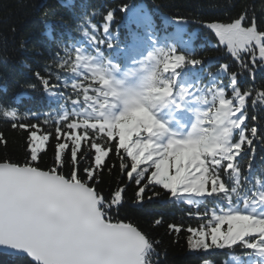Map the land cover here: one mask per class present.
Returning a JSON list of instances; mask_svg holds the SVG:
<instances>
[{"label":"snow or ice","instance_id":"snow-or-ice-1","mask_svg":"<svg viewBox=\"0 0 264 264\" xmlns=\"http://www.w3.org/2000/svg\"><path fill=\"white\" fill-rule=\"evenodd\" d=\"M117 11L138 29L123 44L111 30ZM205 26L232 61L207 84L185 29L161 37L146 11L127 4L82 13L83 43L55 41L51 62L24 87L58 108L22 114L0 104V120L24 140L23 154L10 155L0 131V250L24 264H162V241L119 217L134 185L132 206L161 190L189 206L214 204L195 213L198 227L167 224L177 238L187 233L200 264L224 249L240 250L224 264H264V169L254 172L264 129L249 113L264 106V84L244 80L264 70V24L244 7ZM105 173H115L109 191Z\"/></svg>","mask_w":264,"mask_h":264},{"label":"trees","instance_id":"trees-1","mask_svg":"<svg viewBox=\"0 0 264 264\" xmlns=\"http://www.w3.org/2000/svg\"><path fill=\"white\" fill-rule=\"evenodd\" d=\"M123 4L146 11L161 37L174 31L176 27H183L192 39L193 48L204 60V65L198 70L203 84L209 83L207 73H216L221 63L232 62L226 50L217 46L214 34L205 26L206 22L228 21L247 7L249 13L254 12L258 22L264 24V0H0V104L16 107L22 114L26 111L43 113L58 108V104L49 101L42 92L28 90L24 85L35 82L33 72L42 71L51 62V55L56 51L55 41L84 42V38L76 31L82 13L93 9L103 13L108 9H118ZM173 18H182L185 22L177 24ZM96 20H100V15L96 16ZM111 30L121 44L130 39L132 31H138L128 17L119 11L115 14ZM244 80L259 87L264 84V70L257 68L254 77L245 76ZM224 82L227 83V78ZM249 113L257 115L261 128L264 129V106L259 103L255 109L249 106ZM0 131L8 137V154L21 156L24 151L22 134L11 130L2 120ZM255 147L254 172L259 175L261 169H264V145L257 142ZM2 152L3 149L0 148V153ZM51 157L50 148L45 157L49 164ZM114 159L111 157L109 163ZM241 167L246 168V162H242ZM104 181L102 187L105 191L115 188V173L111 179L105 173ZM249 184H254L252 177H249ZM134 190V185L127 190L128 203L119 217L162 241L158 248L162 264H200L198 254L191 252L187 246V233H181L177 238L168 233L167 224L176 222L198 227L202 221L195 213H203L214 204H201L199 208L189 206L170 200L161 190L158 198L146 201L142 207L132 206ZM189 213L193 215L190 216ZM161 217L165 223L153 229V221ZM232 254L238 255L240 250L237 249L235 253L228 249L218 250L207 258L214 261V264H224ZM0 264L24 262L20 257L2 254Z\"/></svg>","mask_w":264,"mask_h":264},{"label":"water","instance_id":"water-1","mask_svg":"<svg viewBox=\"0 0 264 264\" xmlns=\"http://www.w3.org/2000/svg\"><path fill=\"white\" fill-rule=\"evenodd\" d=\"M2 254H5V255H9V256H13L14 254L8 252V251H3V250H0V255ZM15 256V255H14Z\"/></svg>","mask_w":264,"mask_h":264},{"label":"rangeland","instance_id":"rangeland-1","mask_svg":"<svg viewBox=\"0 0 264 264\" xmlns=\"http://www.w3.org/2000/svg\"><path fill=\"white\" fill-rule=\"evenodd\" d=\"M216 41H217V40H216ZM8 256H9V255H8ZM13 256H14V255H13ZM13 256H12V257H13ZM15 257H17V256H15Z\"/></svg>","mask_w":264,"mask_h":264}]
</instances>
